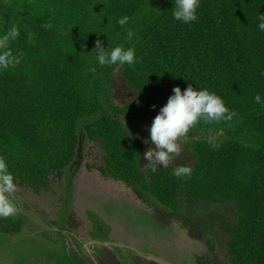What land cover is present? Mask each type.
I'll return each mask as SVG.
<instances>
[{"label": "trees", "instance_id": "obj_1", "mask_svg": "<svg viewBox=\"0 0 264 264\" xmlns=\"http://www.w3.org/2000/svg\"><path fill=\"white\" fill-rule=\"evenodd\" d=\"M99 2L0 0V35L12 25L19 29L9 47L20 63L0 71V156L17 187L63 199L78 154V125L102 114L86 127L98 168L149 191L167 208L181 198L190 206L230 203L228 213L213 220L226 264H264V106L254 100L257 94L264 99V32L257 27L264 0H201L198 19L189 24L173 19L174 0H103L100 10ZM123 16L129 19L121 27ZM113 24L119 44L136 50L138 63L118 71L141 95L140 117L153 121L173 88L191 84L215 92L237 113L192 129H224L234 138L216 142L218 148L196 142L190 160L141 171L147 144L125 128L126 112H106L104 86L115 65L90 64L96 40L107 39ZM245 134L256 148L237 139ZM181 164L193 167L190 179L172 174ZM22 225L0 218V233L14 235Z\"/></svg>", "mask_w": 264, "mask_h": 264}, {"label": "rangeland", "instance_id": "obj_2", "mask_svg": "<svg viewBox=\"0 0 264 264\" xmlns=\"http://www.w3.org/2000/svg\"><path fill=\"white\" fill-rule=\"evenodd\" d=\"M98 6L100 10L103 0ZM99 10V24H103ZM115 28L113 24V32L102 40L106 50L109 46H124L119 44L120 29ZM90 64L98 65L95 54ZM119 68L115 65L104 86L106 112H126L125 128L144 141L152 121L135 111L142 102L141 95L125 84ZM101 115L86 118L78 125V154L67 171L63 199L16 188L13 199L21 211L11 218L23 221V225L14 235L0 233V264H148L140 258L157 264H199L198 259L226 264L213 220L226 215L231 204L190 206L181 198L176 208H167L149 191L103 172L95 163L96 149L86 131L87 125ZM234 135L224 129H190L187 137L181 138L182 152L173 162L190 160L196 142L208 141L212 136L215 142L226 143ZM242 137L237 139L247 147H257L248 134ZM147 146L154 147L150 140ZM147 164L142 158L141 171ZM133 249L146 252L136 253Z\"/></svg>", "mask_w": 264, "mask_h": 264}, {"label": "clouds", "instance_id": "obj_3", "mask_svg": "<svg viewBox=\"0 0 264 264\" xmlns=\"http://www.w3.org/2000/svg\"><path fill=\"white\" fill-rule=\"evenodd\" d=\"M201 0H174L172 11L173 19L184 24L197 21ZM128 17L123 16L117 19V23L123 27L128 24ZM258 30L264 32V14L257 17ZM134 33L127 30V38L131 39ZM19 36V29L12 25L7 31L0 35V71L14 67L20 63V57L14 56L10 50V42ZM96 63L100 67L113 65H128L134 67L138 63L134 47L125 48L122 45L103 47L102 41L97 39L93 51ZM95 72L96 68L89 69ZM173 94L169 96L167 103L162 106L154 117L148 131L149 137L143 142L154 147H149L143 153V158L148 161L147 166L155 173L158 167L167 168L174 158L182 152L181 138H186L190 129L194 128L200 121H231L237 115L230 110L223 98L207 88L194 89L189 84L183 91L179 86L173 88ZM257 104L264 106V99L260 94L254 97ZM156 106L153 105V108ZM208 143L213 148H218L215 137L210 136ZM193 167L181 164L175 167L172 174L178 179H190L193 174ZM16 182L9 165L3 156H0V218L15 216L21 209L14 202L16 193Z\"/></svg>", "mask_w": 264, "mask_h": 264}, {"label": "crops", "instance_id": "obj_4", "mask_svg": "<svg viewBox=\"0 0 264 264\" xmlns=\"http://www.w3.org/2000/svg\"><path fill=\"white\" fill-rule=\"evenodd\" d=\"M114 245V244H113ZM133 251L134 252H138V253H144V252H146V251H144V250H138V249H133ZM139 257V256H138ZM140 258V257H139ZM140 260L142 261V262H145V263H148V264H150L151 262L153 263V264H157V263H154L153 261H151V260H143L142 258H140Z\"/></svg>", "mask_w": 264, "mask_h": 264}]
</instances>
